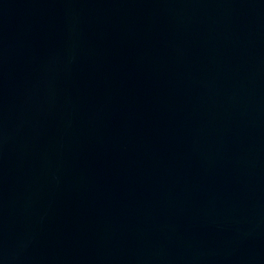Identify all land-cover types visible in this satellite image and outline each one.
<instances>
[{
	"label": "water",
	"instance_id": "95a60500",
	"mask_svg": "<svg viewBox=\"0 0 264 264\" xmlns=\"http://www.w3.org/2000/svg\"><path fill=\"white\" fill-rule=\"evenodd\" d=\"M0 264H264V0H0Z\"/></svg>",
	"mask_w": 264,
	"mask_h": 264
}]
</instances>
